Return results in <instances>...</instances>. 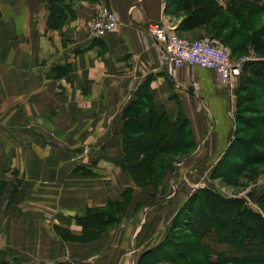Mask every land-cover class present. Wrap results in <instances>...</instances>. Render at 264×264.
I'll list each match as a JSON object with an SVG mask.
<instances>
[{
    "label": "crops",
    "instance_id": "0c3cea01",
    "mask_svg": "<svg viewBox=\"0 0 264 264\" xmlns=\"http://www.w3.org/2000/svg\"><path fill=\"white\" fill-rule=\"evenodd\" d=\"M170 1L0 0V170L16 167L23 182L17 200L0 204V264H139L164 241L187 198L205 187L244 198L264 217L258 203L264 162L239 193L228 191L237 184L213 174L225 169L227 156L240 160L236 139L264 135V87L243 89L247 73L220 84L198 65L173 67L160 58L148 25L205 37L227 47L234 60L240 48L251 59L255 54L249 41L241 47V36L228 38L232 27L177 30L185 15ZM230 1L213 0L215 23L230 17ZM258 3L262 8L249 14L247 36L264 25V0ZM101 6L114 12L117 24L92 35L89 22ZM250 93L255 99L240 105ZM135 98L170 120L182 113L194 142L156 184L136 185L122 168L121 115ZM177 177L186 197L165 222L160 210L171 205ZM113 201L124 207L118 221L79 240L77 218Z\"/></svg>",
    "mask_w": 264,
    "mask_h": 264
},
{
    "label": "trees",
    "instance_id": "16d2710c",
    "mask_svg": "<svg viewBox=\"0 0 264 264\" xmlns=\"http://www.w3.org/2000/svg\"><path fill=\"white\" fill-rule=\"evenodd\" d=\"M170 2L174 9L181 10L185 15L177 27L179 31L201 25H205V28L220 29L232 27V34L228 38L234 35L241 36V47L249 41L256 59H250L242 64L241 76L243 73L249 74L243 82V89L246 88L247 91L251 88L253 91L252 87L255 89L264 87V25L253 31L250 36L246 35L251 21L249 14L262 8L258 0L252 2L231 0L230 17L216 23L213 18L217 15L218 6L213 0H171ZM195 13L202 15L192 19ZM244 50L247 51L245 47L240 48L241 52L238 55H245ZM249 95V97H240L239 104L248 99H255L251 93ZM240 112V117L245 119L244 110ZM121 117L123 122L120 135L124 155L122 168L131 175L136 185L156 184L161 171L174 161L172 159L167 161L162 158L163 156L184 154L194 147L188 120L182 113H179L175 120H170L166 114L155 111L151 104L147 106L141 98H135L125 106ZM245 123L251 125L248 121ZM262 147H264V135L259 132L254 133L248 140L236 139L235 148L240 160L230 161L227 156L224 160L225 169L213 174H219L224 183L232 185L239 183V175L250 180L254 179L259 173L256 166L264 162ZM199 203L202 209L206 208L213 213L214 220L213 216L210 218L196 216ZM258 203L264 211V192L259 197ZM123 208L120 203L113 201L106 208L88 210L84 216L77 218L83 229L78 239L89 240L99 234L104 227L113 225L118 221ZM193 224L192 240L188 229ZM205 229L206 232L214 229L217 241L228 244L229 248L215 250L199 242L205 235ZM168 249V255H165L164 250L168 251ZM213 253L215 259H211ZM147 255L152 256L147 257L152 258L147 261L152 263L164 260L168 263L186 261L187 264H193L191 262L193 258L200 264L204 262L264 264V217L249 208L243 199H227L210 188H200L187 198L164 241ZM147 258H140L139 264H143V260Z\"/></svg>",
    "mask_w": 264,
    "mask_h": 264
},
{
    "label": "built area",
    "instance_id": "2783aa9c",
    "mask_svg": "<svg viewBox=\"0 0 264 264\" xmlns=\"http://www.w3.org/2000/svg\"><path fill=\"white\" fill-rule=\"evenodd\" d=\"M117 19L107 6L99 7L92 15L89 29L92 35H103L114 30ZM148 32L159 47V56L173 67L198 65L214 72L220 84H226L241 72V65L250 60L242 55L234 60L231 51L209 39H185L168 30L159 22L148 25Z\"/></svg>",
    "mask_w": 264,
    "mask_h": 264
},
{
    "label": "rangeland",
    "instance_id": "374dc122",
    "mask_svg": "<svg viewBox=\"0 0 264 264\" xmlns=\"http://www.w3.org/2000/svg\"><path fill=\"white\" fill-rule=\"evenodd\" d=\"M201 15H202V13H195V15H193L192 19H197V18L201 17ZM177 35H179L180 37H183L185 39H189V40H192V39H205V37H194V38L190 39L189 38L190 37L189 35L186 37V36H184L181 33H177ZM245 55H247V54H245ZM233 58L234 57H232V59ZM177 156H178V154H168V155L163 156L162 158H164L165 160L168 161V160H171V159L172 160H175ZM260 169L261 168H258L257 167V170L258 171ZM5 170H0V204H2V205L5 203V199L8 200V201H15V200H17L18 199V196H19V192H18L19 187L21 185H23V182H21V179L19 178V174L17 172L18 170L16 169V167H12V169L10 171H8L9 169L8 170L5 169ZM247 182H248L247 178H246V180L244 182L243 181L241 182V179H240L239 180V183H238L239 186L237 184L238 187L237 186L230 187L228 189L229 193H239L240 191H243L240 187H243L241 185L242 184L244 185V183H247ZM172 187L176 188V190H175L176 193L175 192L172 193V198H171V201H170L171 202V205L169 206V208H165V209L162 208V210H160L161 213H160V216L159 217L165 219L164 220L165 222L169 221V217L173 214V212L175 210L174 207H176L175 205L177 204V202H179L180 200H183V197L184 198L186 197L185 195H181L179 193L180 187H181V185L179 183V177H177L175 179L173 178V186ZM184 187H185V185L182 186V189ZM205 188H211V187H205ZM5 190H6V193H5ZM188 190H189V187H188ZM225 190H226V188H225ZM173 191H174V189L171 188V192H173ZM10 192H12V193H10ZM3 196H5V197H3ZM6 196H8V197L6 198ZM14 196H16L15 197L16 199L14 198ZM225 198H227V199H230V198H240V199H243L245 201V199L242 198V197H232V196H229V197H225ZM198 206H199V208L196 211V216H198V217L200 216V217H203V218H205V217L206 218L207 217L210 218L211 216H213V220H214V215H213V213H210L211 211L207 210L206 208L202 209L200 207V203H199ZM145 210H143V213L145 212ZM175 220H176V217H173L172 222H171V225L173 224V222ZM152 226H150V227H152V230H153L155 228V226L153 225V223H152ZM192 227H194V224H193V226H190V228L188 229L189 230L188 232L190 234L191 239L193 240V238H192V236H193L192 235L193 234V228ZM60 232H61V234H64L63 231H60ZM204 234L205 235L203 236V239H201L202 241H199V242L204 243V245L206 247H209V248H212V249H215V250H217V249L227 250L228 249V247H229L228 244H226L224 242H218L217 241V234H215V230L214 229L211 230V232H206V229H205ZM215 257H216L215 254L214 255L212 254L211 259H215ZM147 260H152V258L151 259H149V258L145 259L143 261V264H149L150 262L152 263V261L147 262ZM191 260H192L191 262L193 264H200L197 261L195 262V259H193V258H191ZM239 260H240V258H239ZM155 263H157V264H187L186 261H178V262H174V263H168V262H165L164 260H161L160 262H156L155 261ZM203 264H209V263L204 262ZM223 264H229V263H223Z\"/></svg>",
    "mask_w": 264,
    "mask_h": 264
}]
</instances>
